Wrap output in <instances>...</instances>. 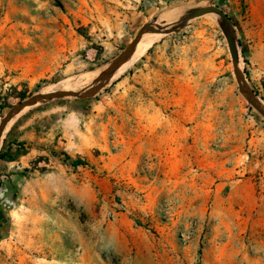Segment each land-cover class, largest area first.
<instances>
[{
	"label": "rangeland",
	"instance_id": "obj_1",
	"mask_svg": "<svg viewBox=\"0 0 264 264\" xmlns=\"http://www.w3.org/2000/svg\"><path fill=\"white\" fill-rule=\"evenodd\" d=\"M210 4L264 105V0H0V121L32 94L101 83L143 26ZM3 153L0 264H260L264 118L214 13L144 32L95 93L24 109Z\"/></svg>",
	"mask_w": 264,
	"mask_h": 264
},
{
	"label": "water",
	"instance_id": "obj_2",
	"mask_svg": "<svg viewBox=\"0 0 264 264\" xmlns=\"http://www.w3.org/2000/svg\"><path fill=\"white\" fill-rule=\"evenodd\" d=\"M207 13H214L219 16L220 24L224 36L227 41L231 63L233 68V73L236 79V83L238 85V89L246 101L257 111L259 112L264 118V105L257 99L256 94L250 88L244 73L240 67V57L238 51V41L236 38V32L234 26L231 22L229 15L218 5L210 4L207 6L201 7H193L186 11V14L182 16L175 25H161V26H153L151 24H147L143 26L137 32L136 36L133 40L127 45L126 48L122 50L111 62L110 64L100 73L99 77L97 78L98 83L89 87L86 90L74 91V90H53L48 92H41L32 94L26 98H23L19 102L15 103L10 107V109L5 113L0 121V141L3 135V132L10 122L18 113L23 111L24 109L41 104L43 102H49L52 100H56L62 97L67 96H74V97H85L95 93L99 90L104 82H107L111 76L120 68L122 63L132 54L133 50L135 49L138 41L140 40L142 34L146 31L157 32L161 34H168L174 33L182 29L190 19L195 17L207 14Z\"/></svg>",
	"mask_w": 264,
	"mask_h": 264
},
{
	"label": "crops",
	"instance_id": "obj_3",
	"mask_svg": "<svg viewBox=\"0 0 264 264\" xmlns=\"http://www.w3.org/2000/svg\"><path fill=\"white\" fill-rule=\"evenodd\" d=\"M260 264H264V232L260 234Z\"/></svg>",
	"mask_w": 264,
	"mask_h": 264
},
{
	"label": "trees",
	"instance_id": "obj_4",
	"mask_svg": "<svg viewBox=\"0 0 264 264\" xmlns=\"http://www.w3.org/2000/svg\"><path fill=\"white\" fill-rule=\"evenodd\" d=\"M23 97H24V95H23ZM23 97H22V98H23ZM18 145H19V144H18ZM6 156H7V155H6L5 153L0 154V158H1V159H4ZM8 157H10V156H8ZM67 158H69V157H67ZM71 164H72L73 166H78V165H80V164H84V160H83V159H80V158H75V159L71 160Z\"/></svg>",
	"mask_w": 264,
	"mask_h": 264
}]
</instances>
